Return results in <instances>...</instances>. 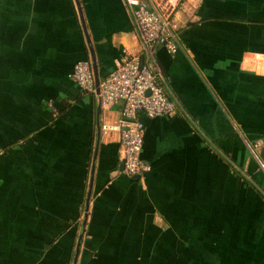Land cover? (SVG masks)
Instances as JSON below:
<instances>
[{"label": "crops", "instance_id": "0c3cea01", "mask_svg": "<svg viewBox=\"0 0 264 264\" xmlns=\"http://www.w3.org/2000/svg\"><path fill=\"white\" fill-rule=\"evenodd\" d=\"M77 1L0 0V264H67L77 232V264H264V0H144L174 17L183 51L156 59L181 105L138 115L135 180L102 129L121 108L71 74L144 46L126 0Z\"/></svg>", "mask_w": 264, "mask_h": 264}, {"label": "built area", "instance_id": "2783aa9c", "mask_svg": "<svg viewBox=\"0 0 264 264\" xmlns=\"http://www.w3.org/2000/svg\"><path fill=\"white\" fill-rule=\"evenodd\" d=\"M145 55L124 57L100 83L99 99L105 108L120 107L121 117L113 125H104L105 132H116L122 148L123 174L142 177L151 167L142 159L145 126L138 115L150 118L173 116L180 102L167 87L156 59L158 47L169 53L183 51L177 26L171 13L150 9L144 0H126ZM146 57V61L145 58ZM73 82L84 92L97 95L95 76L90 62H78L71 74ZM264 170V165L261 164Z\"/></svg>", "mask_w": 264, "mask_h": 264}, {"label": "trees", "instance_id": "16d2710c", "mask_svg": "<svg viewBox=\"0 0 264 264\" xmlns=\"http://www.w3.org/2000/svg\"><path fill=\"white\" fill-rule=\"evenodd\" d=\"M89 61L90 60H87V62H89ZM142 177H140V178H142ZM132 179L135 180V178H132ZM73 223H75V221L72 220L70 222V224H73ZM87 233H88V230H87ZM87 233H86V235H87ZM77 238H78V232H77V235L75 234L74 242L72 244H66V246H65L64 256H69L67 264H72V262L74 261V255H75ZM91 242H92V240L89 241L88 238H86L84 240V243H83L84 249L82 251V256H81L82 262L87 260L88 254H89V250H93V248H94V245ZM181 247H182V250H181V252H179V255L177 257L180 258V259H183V260H186L188 257H191V256H198V251L201 249L200 245L190 246V247L181 246ZM202 249L206 250V247L204 246ZM210 256H216V254L214 253L213 255H210ZM161 257L163 258V256H161ZM166 260H167V258H166ZM197 264H199V262Z\"/></svg>", "mask_w": 264, "mask_h": 264}, {"label": "water", "instance_id": "95a60500", "mask_svg": "<svg viewBox=\"0 0 264 264\" xmlns=\"http://www.w3.org/2000/svg\"><path fill=\"white\" fill-rule=\"evenodd\" d=\"M76 2H78V1L76 0ZM80 13H81V11H80ZM93 58H94V56H93ZM92 67H93V72H94V76H95L97 96L99 97L101 78H100V74H99V70H98V65H97V63L95 61V58L93 59ZM123 170H124V164L121 165V171L123 172ZM135 178L136 179H139L140 177L137 176ZM90 197L91 196L89 195L88 201H87V207H86L87 211H86V214H85L84 226L86 225L87 218H88V209H89V204H90ZM83 233L80 235L79 241L77 243L74 264H77L78 258H79L80 252H81V244H82Z\"/></svg>", "mask_w": 264, "mask_h": 264}]
</instances>
